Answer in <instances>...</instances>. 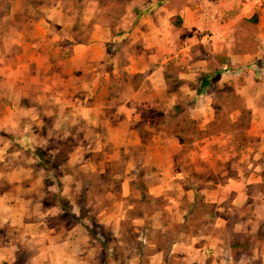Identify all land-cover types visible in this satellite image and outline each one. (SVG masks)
Wrapping results in <instances>:
<instances>
[{"label":"rangeland","instance_id":"374dc122","mask_svg":"<svg viewBox=\"0 0 264 264\" xmlns=\"http://www.w3.org/2000/svg\"><path fill=\"white\" fill-rule=\"evenodd\" d=\"M161 1L226 17L244 0L230 8L228 0H0V119L10 94L14 116L11 160L0 175L27 169L15 188L25 189L46 230L71 239L53 263L45 231L44 241L21 243L13 264L40 254L35 264H185L181 247L196 250L223 235L218 225L231 229L250 214L251 204L235 208L228 185L251 170L247 148L258 139L240 81L213 74L199 93L179 58L159 82L126 68L148 46L135 42L132 20ZM258 33L242 21L235 51L256 50ZM205 57L209 70L232 65L226 53ZM251 59L246 74L257 80L264 56ZM129 97L139 103L132 119L109 104ZM90 106L98 107L92 118Z\"/></svg>","mask_w":264,"mask_h":264},{"label":"crops","instance_id":"0c3cea01","mask_svg":"<svg viewBox=\"0 0 264 264\" xmlns=\"http://www.w3.org/2000/svg\"><path fill=\"white\" fill-rule=\"evenodd\" d=\"M254 1L255 5L250 4L253 3L251 0H244L242 3L244 6L238 5V11L233 9L231 16L228 14L226 17L222 9H219V12L213 7L199 9L195 8L192 3H188L176 10H170L166 1H161L146 7L147 10L135 17L131 23L130 28L137 33L135 42L147 40L148 46H145L146 49L143 48L141 52H135L130 57L131 62L126 68L133 74L144 73L145 81L159 82V78H164L163 73L166 71L168 60L179 58L183 75L197 83L201 72L210 71L207 68L210 62L207 60V56L205 57L207 52L226 53L230 56L232 65L243 66L239 72L226 71L221 74V77L222 80L235 77L237 81H240V86L246 95L247 107L251 112L249 134L258 136L257 144L247 148L252 153V159L249 160L251 170L241 178H230L232 183L228 184L234 190L232 203L235 208L251 204L250 214L236 222L231 229L224 224L218 225L219 233L223 232V235L217 234L210 237L208 243L196 247V250L190 245L181 247L185 264H264V76L257 75L260 77L257 80L250 78L246 74L248 69L244 65L253 60L252 57L264 56V2L262 0ZM235 2L237 0H228L229 8L230 4L234 5ZM239 2L241 1L239 0ZM239 2L238 4H240ZM231 7L234 8L232 5ZM250 7H253V11ZM254 7H257L258 10ZM175 15L182 17L181 26L172 22L171 18ZM255 15H257V20L253 22L259 26L257 36L259 43L256 50L235 51L237 26L242 21H252ZM115 35L121 36V33ZM262 77L263 79H261ZM21 96L23 100L24 97ZM10 100H12L11 94L4 98L3 119H0V165L3 164V167L8 168L11 160L10 144L14 120ZM22 100L20 105L25 108ZM137 100L129 97L116 102L110 101L109 104L119 105L121 111L124 109L127 111L126 117L132 119L135 114L134 107L139 104ZM105 102L108 104L109 100L107 99ZM95 108L98 107L85 108L90 112L91 118L94 117L93 112L96 114ZM137 133L140 136L142 134L139 130ZM13 172L14 170L0 175V264H13L16 261L14 253L22 246L21 243L42 242L46 239L45 231H51L50 235H47V239L56 251L52 262L57 260L55 262L59 263V251L65 247L69 248L70 237L62 239L59 231H56L57 234H53V230H46L42 220L37 217V208L29 207L28 198L23 193L25 189L22 191L15 188L27 181V169L23 170L19 165V169L15 170L16 174ZM252 185H260L263 189L252 193L250 191ZM237 237L240 238V243H246L243 247L239 245L236 251L233 245L236 243ZM41 256V254L32 256L26 264L38 263L41 261Z\"/></svg>","mask_w":264,"mask_h":264},{"label":"trees","instance_id":"16d2710c","mask_svg":"<svg viewBox=\"0 0 264 264\" xmlns=\"http://www.w3.org/2000/svg\"><path fill=\"white\" fill-rule=\"evenodd\" d=\"M147 10V8L141 10L140 14L144 13ZM137 20V19H136ZM172 22L177 25V26H181L183 23L182 17L180 15H175L171 18ZM257 20V15H255L252 18V21H256ZM125 35V33L121 32V36H117L114 35V42H121L123 40V36ZM258 68H259V72L261 73L260 76H264V61H259L258 63ZM243 68V66L241 67H233L231 66H227L224 67L222 69H218V70H210L209 73L203 74V77H198L197 81L200 84V89H199V93L202 92L203 89H205L206 87H208L210 85V83H212L211 79L214 76L213 74H222L223 72L229 71V72H239L241 69ZM240 238L237 237L236 243L233 245V247L236 249V251L238 250V246H245V243L243 242H239ZM247 241V240H246Z\"/></svg>","mask_w":264,"mask_h":264}]
</instances>
